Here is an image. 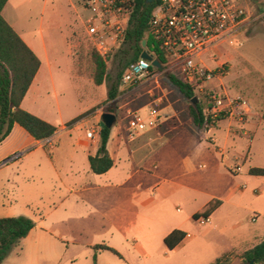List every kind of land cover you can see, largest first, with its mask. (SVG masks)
Instances as JSON below:
<instances>
[{
	"label": "rangeland",
	"instance_id": "374dc122",
	"mask_svg": "<svg viewBox=\"0 0 264 264\" xmlns=\"http://www.w3.org/2000/svg\"><path fill=\"white\" fill-rule=\"evenodd\" d=\"M239 2L249 12L250 19L233 44L220 47L221 61L228 68L223 84L230 96L246 99L252 111L243 121L249 122L244 127L246 134L240 133L234 139L237 161L232 164L238 165L240 172L233 173L223 167L220 156L209 146L212 160L201 161L206 169L192 175L193 186L199 191L222 196L231 190L230 202L213 212L208 224L202 219L187 222L186 215L198 208L199 203H189L177 194L167 206L163 202L153 208L142 207L131 196L142 192L147 184L141 173L134 175L124 189L80 197L74 193L75 188L71 191L65 188V184L75 179L89 182L86 177L91 172L87 164H77L78 173L74 174L69 171L66 152L70 147L75 148V139L84 137L86 130L98 131L99 113L107 112L109 107L115 116L109 145L114 140L121 143L117 156L123 175L141 169L153 171L151 164L159 160L174 138L185 137L206 145L213 132L207 133L193 125L187 111L190 102L163 73L124 91L118 84L115 99L109 100L108 91L120 69V48L105 58L107 76L96 86L92 80L91 45L83 26L87 13L81 8L80 0H8L3 18L18 35L33 42L40 58L44 45L54 61L51 76L45 79L38 97L50 120L67 129L58 127L51 147L29 145L0 161V218L24 217L33 222L28 235L11 247L1 264H176L179 261L182 264L186 254L182 253L183 257L176 253V256L168 251L165 257L156 236L182 221L195 243H205L200 249L194 248L204 254L205 264L223 254L227 255L228 264H243L242 253L232 252L245 250L251 238L242 242L237 233L253 227L249 220L253 214H261L259 222H264V176L248 172L250 168H264V121L260 119L264 106V0ZM175 74L179 76L178 71ZM154 78L158 87L152 82ZM154 98H161V104L152 106L164 109L163 124L157 129L129 131L126 109L138 110L145 116ZM160 115L163 117L161 112ZM53 148L57 150L50 161ZM76 150L83 153L82 149ZM139 184L142 188L136 187ZM148 216L154 222H146ZM238 223L242 225L234 229L233 225ZM100 244L113 248L121 258L92 249Z\"/></svg>",
	"mask_w": 264,
	"mask_h": 264
},
{
	"label": "built area",
	"instance_id": "2783aa9c",
	"mask_svg": "<svg viewBox=\"0 0 264 264\" xmlns=\"http://www.w3.org/2000/svg\"><path fill=\"white\" fill-rule=\"evenodd\" d=\"M80 1L81 8L87 13L83 26L89 43L100 57H108L123 41L134 0ZM249 19V12L239 0H158L149 20V33L162 51L165 64L159 63V72L154 74L151 73L154 68L151 62L139 57L123 69L118 83L120 90L169 73L192 88L202 105V129L209 131L223 120L243 123L252 108L246 99L228 94L223 84L228 68L227 63L221 61L220 47L233 44ZM147 53L157 60L154 51ZM160 99L151 101L145 116L138 110L126 109L128 130L156 129L162 117L152 104ZM86 136L92 138L93 133L88 132ZM234 171L238 173L239 168L235 167ZM201 219L208 222L203 218L197 221Z\"/></svg>",
	"mask_w": 264,
	"mask_h": 264
},
{
	"label": "crops",
	"instance_id": "0c3cea01",
	"mask_svg": "<svg viewBox=\"0 0 264 264\" xmlns=\"http://www.w3.org/2000/svg\"><path fill=\"white\" fill-rule=\"evenodd\" d=\"M7 3L8 1L6 2V4L4 5L1 11L2 17H3V11ZM4 20L13 29L12 24H10V22L7 19L4 18ZM18 36L27 45V47L34 53V55L38 58L40 62V65L32 80V83L30 84L28 90L26 91V94L24 95L20 103V108L30 113L31 115L57 128L60 127L61 130H64L63 127L65 126L63 124L61 126H57L55 122L50 120L48 116V110L44 108L43 101H41V99L38 97L43 91L45 79L50 78L51 76V72H52L51 63H54V61L49 57L48 51L44 45L42 46L43 56L42 58H40V56L36 54L37 53L36 47L33 44V42L29 39L22 38L21 35ZM152 82L155 85V87H158L157 83L154 80ZM150 92L151 91L148 90L147 95ZM156 104L159 105L161 103L157 102ZM167 108L168 107H165V109ZM158 110L159 112L162 113L163 117L157 128H159L163 124L164 119H166L164 117L165 115L163 112L164 109H158ZM248 124L249 122L242 124V123H232L227 120L220 121L209 131H206L207 133L213 132V135L209 137L208 141L205 143L206 145H203L202 142L200 141L196 142L195 140L192 139L189 140L188 138L185 137L174 138L172 139L174 142H171L170 146L165 147L163 152H161L159 160L154 161L151 164L153 171L141 169L140 171H134L132 172V174L126 173L125 175H123L124 172L121 171L122 170L121 167H118L120 166L118 164L120 163V158L117 156V152L120 150L121 143L120 141L114 140V142H112L111 145H109V141H110L109 137L106 143V151L110 159L112 160V167L107 172L101 175L93 174L90 171L88 164V157L94 156L96 154L98 148V136H97L98 131L95 132L93 130L92 131L86 130L84 137L75 139V148L70 147L67 149L66 158L68 160L69 171L73 172L74 174L78 173L76 169L77 164H79L80 162L87 164L89 171L91 172V175L89 173L87 174L86 177V179L89 180V182L85 183L83 179L79 178V179H75L74 181H69V183L65 184V188L68 191H71V189L75 188L74 193L80 195V197L83 195L87 196L90 193L105 192L108 191L109 189H124V187L128 184V182L132 179L134 175L141 173L142 174L141 178L146 180L147 184H145L146 186L143 188L144 192L142 191L139 194L137 193L131 194L132 198H134L139 204L142 205V207L146 209L153 208L157 205H162L163 202H164V206L165 205L167 206V203H169L172 197L176 196V194L180 198H183L189 203L198 202L199 203L198 208L190 211L186 215V221L190 222L193 220L192 216L196 213L203 211L206 208V206L209 204V202H211L212 200L221 201V204L217 209L221 208L224 204H228L230 202L229 200L231 198V193H230L231 190L227 191V193L222 196H218V194L217 195L209 194L205 191L204 192L199 191L195 188V186H193L194 176L192 175L197 170L204 171L206 169V166L202 164L201 161L212 160V156H210L212 148H210L209 146L213 147L215 155L220 156V164L223 165V167L230 169L231 172L236 173L234 171V168L235 167L239 168V166L236 164L235 165L232 164V162L234 163V161H237L236 160L237 157L234 151L235 148L233 147L235 145L234 139L237 138V136L240 133L246 134V132L244 131V127L247 126ZM75 129L76 127L70 129L68 132H71V130H75ZM57 132L55 134H57ZM88 132L93 133L92 138H88L86 136V133ZM218 132L221 133L220 136L216 135ZM55 134L46 141H36L32 139L18 125H14L9 135L2 142H0V161L8 157L10 154H14V152H17L29 145H32L37 148L51 147ZM76 149H82L83 153L79 154ZM56 150H57L56 148L52 149V153L49 158L50 161L54 159V152ZM138 161L141 162V159H139ZM141 186L142 185L140 184L136 185L137 188H140ZM176 211L178 212L179 208H176ZM124 213L126 215L128 214L127 211H125ZM135 215L138 216V214ZM260 215L261 214H253L250 217L249 220L253 224L252 228L242 229V230L240 229L239 233H237L238 236L237 238L240 239L242 242H245V240L248 241L249 238H251V240H249L251 241L250 244H248V246H245L246 248L242 252L239 253L232 252V253L241 254L244 251L251 249L262 240H264V222L263 221L259 222ZM140 219L144 220V218H140ZM146 220H147L146 222L148 223L154 222V219L149 216L146 217ZM209 222L210 221L208 218L207 223L209 224ZM184 224L185 221H182L179 224L168 227L160 231V233L156 234V236L159 239L158 241L162 246L161 248H163L164 256L168 257V253H167L168 251L170 252V255L172 254L176 255V253H178V255H181L183 257L184 254L182 255V253H185L186 258H184L182 264H205L203 262L204 254L194 249L195 247L198 249L202 248L205 243L204 242L195 243L193 241L195 240L193 239L194 237H192L184 229ZM241 225L242 223L235 224L233 225V228L235 229L237 228V226H241ZM173 230H178L183 232L185 234V237L172 250H168L163 243V239ZM143 253L144 255H147L146 250H144ZM205 255H207V253H205ZM220 256H216L215 259ZM176 264H181V263L179 261Z\"/></svg>",
	"mask_w": 264,
	"mask_h": 264
},
{
	"label": "trees",
	"instance_id": "16d2710c",
	"mask_svg": "<svg viewBox=\"0 0 264 264\" xmlns=\"http://www.w3.org/2000/svg\"><path fill=\"white\" fill-rule=\"evenodd\" d=\"M7 1L0 0V142L9 135L14 125L22 128L32 139L45 141L51 138L58 131V128L20 108V103L32 83L40 62L2 17L1 11ZM157 3L158 0L151 4H146L145 0L133 1L132 8L128 14L123 41L119 47L120 49H118L120 69L116 74L115 83L108 91L109 100H114L118 93V83L123 69L130 63L135 62L143 50L154 51L158 62L162 66L165 64L162 51L159 50L157 43L149 33V20ZM142 41H145L144 47H142ZM91 50L92 80L96 86H100L107 76L106 57H100L92 46ZM155 72H159V70L151 68V73ZM165 76L169 83L189 102L193 97H196L192 88L177 77L169 73L165 74ZM187 111L194 126L200 129L203 128L202 105L199 100L195 104H188ZM107 112L114 114L111 107L108 108ZM79 118L69 122V125L76 122ZM260 119L264 121V107ZM109 132L110 129L99 127L96 154L88 157L89 168L93 174H104L112 167V160L106 151ZM248 172L250 175L264 176V168H250ZM220 204L221 201L212 200L203 211L192 216L193 220L208 219ZM32 227L33 222L24 217L0 218V264L8 255L11 247L20 239L25 238ZM184 237L185 234L183 232L173 230L163 239V243L168 250H172ZM92 249L94 251H108L121 258L113 248L103 244L94 245ZM241 259L243 264L249 261H252L253 264H263L264 240L251 249L244 251ZM210 264H228L227 255L224 254L216 258Z\"/></svg>",
	"mask_w": 264,
	"mask_h": 264
},
{
	"label": "water",
	"instance_id": "95a60500",
	"mask_svg": "<svg viewBox=\"0 0 264 264\" xmlns=\"http://www.w3.org/2000/svg\"><path fill=\"white\" fill-rule=\"evenodd\" d=\"M155 1L156 0H145V3L146 4H151V3L155 2ZM144 44H145V41H142V47H144ZM139 57L151 62L152 67H154L156 69H160L161 66H160L159 62L157 60H155V59H152L151 56L147 53L146 50H143L140 53ZM196 102H197V98L196 97H193L191 99V101H190L191 104H195ZM114 123H115L114 114H111V113H108V112H105V113L101 114L100 121H99V127L100 128L106 127L108 129H110ZM245 264H253V262L249 261L248 263H245Z\"/></svg>",
	"mask_w": 264,
	"mask_h": 264
}]
</instances>
